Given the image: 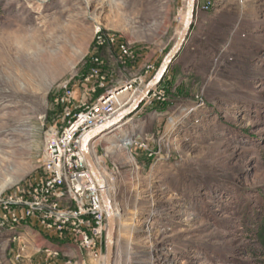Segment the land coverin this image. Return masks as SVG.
<instances>
[{"label": "rangeland", "instance_id": "obj_1", "mask_svg": "<svg viewBox=\"0 0 264 264\" xmlns=\"http://www.w3.org/2000/svg\"><path fill=\"white\" fill-rule=\"evenodd\" d=\"M185 7L186 0H0V181L14 179L0 209L11 190L41 175L47 133L65 122L55 99L65 85L81 88L95 29L122 34L136 54L144 45L154 57L165 48L152 61L159 66ZM194 20L166 99L98 149L121 214L114 264H264L256 238L264 227V0H197ZM102 56L108 68L119 65L115 51ZM28 57L43 64L45 86L23 68ZM135 71L119 65L111 79L118 85ZM137 135L154 138L152 156L124 145ZM47 244L30 222L0 219V264H48ZM104 258L105 245L103 262L91 263Z\"/></svg>", "mask_w": 264, "mask_h": 264}, {"label": "built area", "instance_id": "obj_2", "mask_svg": "<svg viewBox=\"0 0 264 264\" xmlns=\"http://www.w3.org/2000/svg\"><path fill=\"white\" fill-rule=\"evenodd\" d=\"M203 8L209 11L212 5L207 3ZM105 50L117 53V61L124 70L137 58L133 46L122 34L107 32L101 27L95 29V52L88 72L82 77L81 88L77 91L65 85L63 93L55 99L65 122L47 133L41 175L11 190L0 209V219L13 227L30 222L39 228L49 243L42 249L48 264L61 260L65 264H76L71 251L77 253L81 264L102 261L106 208L81 150L82 138L127 107L158 69L157 63H148L136 75L115 85L106 71L102 56ZM165 81L146 98L141 110L166 99ZM98 93L99 97L92 100ZM153 141L154 138L137 135L123 142L128 148L138 147L152 156L150 143ZM100 143L101 138H98L90 144L96 156ZM112 202L114 204V197Z\"/></svg>", "mask_w": 264, "mask_h": 264}, {"label": "water", "instance_id": "obj_3", "mask_svg": "<svg viewBox=\"0 0 264 264\" xmlns=\"http://www.w3.org/2000/svg\"><path fill=\"white\" fill-rule=\"evenodd\" d=\"M197 8V0H186L185 20L181 30L170 50L164 56L158 69L153 76L148 80L139 94L130 102L123 110L114 115L104 124L92 129L82 138L81 150L86 158L87 164L94 175L106 208L107 227L105 236V260L104 264H114L116 232H117V215L114 210V204L108 191V184L104 178L99 166L97 165L93 153L90 149V144L98 138L106 137L113 131L120 128L127 121H131L141 110L142 104L146 98L160 86L168 76V73L176 59L186 46L188 37L192 31Z\"/></svg>", "mask_w": 264, "mask_h": 264}, {"label": "crops", "instance_id": "obj_4", "mask_svg": "<svg viewBox=\"0 0 264 264\" xmlns=\"http://www.w3.org/2000/svg\"><path fill=\"white\" fill-rule=\"evenodd\" d=\"M182 22H183V20H182ZM194 23H195V20H194ZM193 26H194V24H193ZM193 28L194 27H192V31H193ZM192 31H191V33H190V35L188 37V41L186 43L185 48L183 49V51L181 52L179 57L176 59V61L174 62L173 66L171 67L165 82H167L168 80L172 81L174 79L176 68H177V66H179L180 60L183 57V55L187 52L189 40L191 39L190 37L192 35ZM149 48L150 47L147 46V45L146 46L144 45V46L140 47V49L137 52L136 60H134V61L129 63V66L127 67V70H129V69L130 70H133V69L135 70L136 69L135 73H137L144 65H146L148 63H152L153 59L157 60L161 56V53H163V50H165V48L163 50H160L158 55L156 57H154V56H152V51H150L151 49L149 50ZM118 68H119V65L113 66V64H110L109 68H108V65H106V71L112 76H113V74L115 75L117 73L116 71H117ZM177 71H178V69H177ZM135 73H133V72L131 73L130 72L129 73L130 77L136 75ZM116 77H118V76L116 75ZM126 79H129V78L120 79L117 82L118 85L123 83V81H125ZM180 81H181L180 84L182 86L184 84L185 80L181 79ZM175 82H176V80H175ZM94 97H95V95H93L91 97V99L95 100ZM130 123H131V121L129 120L127 123H124L120 128H118L117 130L113 131L108 136L102 137L103 139L101 138V140H104V141L108 140V142H110L111 140H116V138L119 137V136L120 137L124 136V132H122L123 131L122 129H124L123 127L127 126ZM120 130H122V131L121 132H117V131H120ZM112 150H117V149H112ZM104 175L106 176V173H104ZM106 178H107V176H106Z\"/></svg>", "mask_w": 264, "mask_h": 264}, {"label": "bare ground", "instance_id": "obj_5", "mask_svg": "<svg viewBox=\"0 0 264 264\" xmlns=\"http://www.w3.org/2000/svg\"><path fill=\"white\" fill-rule=\"evenodd\" d=\"M182 20H183V22H184V20H185V13H183V15H182ZM12 61V60H11ZM23 68L25 69V70H28L29 72L31 71V72H33V74H35V78L34 79H32V81H33V83H34V85L35 86H37V87H42V86H45V78H44V72H45V70H44V68H43V64H41L39 61H36V60H29V57L25 60V62H24V64H23ZM25 75H26V71H25ZM19 82V80H16L15 81V84L18 86V82ZM31 85H33V84H31ZM33 85V86H34ZM20 88V87H19ZM126 93V92H125ZM125 93H123L122 95H125ZM128 122V121H127ZM126 122V123H127ZM123 137V136H122ZM122 137H117L116 139H120V138H122ZM93 156H94V158H95V161H96V163H97V165L99 166V168H100V171L102 172V174H103V176H104V178L106 179V182H107V184H108V181H107V178H106V176L104 175V167L102 166V164H101V158L100 157H98V156H96L95 154H93ZM3 181V180H2ZM2 181H0V194L2 193V192H4L7 188H9L11 185H13V183H14V179H12V178H7L6 180H4L3 182ZM114 185V184H113ZM115 186V185H114ZM108 189H109V192H110V197L112 198V200H113V195H112V190L114 189V187L111 185V184H108ZM114 206V210H115V212H116V215H117V230L119 231V233L120 232H122V229H120V227H121V225L119 224V219H120V217H121V214H120V212L117 210L118 208H116V205H113ZM122 224V223H121ZM124 224V223H123ZM118 226H119V229H118ZM124 229V228H123ZM124 233V232H123ZM122 233V234H123ZM122 236V235H121ZM119 238V237H118ZM120 240V239H119ZM103 260V259H102ZM104 260H105V258H104Z\"/></svg>", "mask_w": 264, "mask_h": 264}, {"label": "trees", "instance_id": "obj_6", "mask_svg": "<svg viewBox=\"0 0 264 264\" xmlns=\"http://www.w3.org/2000/svg\"><path fill=\"white\" fill-rule=\"evenodd\" d=\"M256 238L259 241V243L261 244V250H262V254L264 256V227H261L257 231Z\"/></svg>", "mask_w": 264, "mask_h": 264}]
</instances>
